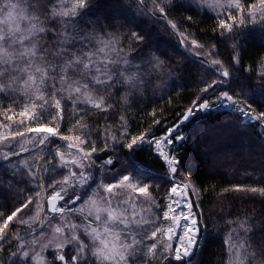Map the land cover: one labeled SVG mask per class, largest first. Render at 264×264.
<instances>
[{
    "label": "snow or ice",
    "instance_id": "6c2138e0",
    "mask_svg": "<svg viewBox=\"0 0 264 264\" xmlns=\"http://www.w3.org/2000/svg\"><path fill=\"white\" fill-rule=\"evenodd\" d=\"M147 2L155 5L156 0ZM135 3L137 8L144 10L143 14H149L145 9L146 0H135ZM189 3L200 6L197 0H189ZM209 6L223 10L214 19L221 30L218 33L220 40L233 42L231 59L227 62L228 66H225L218 58L219 54L214 46L209 51V55L213 57L210 66L215 78H210L202 86V92L206 95L202 99L198 97L200 103L195 106V111H212L217 105L230 106L244 120L255 121L257 127L264 129V106L259 110L256 107L258 101L264 100V62L255 74L246 65L244 71L248 75L241 73L242 58L239 53L242 46L238 35L250 24L264 29V0H253L246 6L242 0H226L225 3L215 0ZM164 7L168 5L165 4ZM164 7L158 9L161 14H164ZM98 8L97 0H0V94L19 92L26 98L24 106L13 114L21 118L20 124L25 120L32 122V126L26 127V132L38 134L31 149L34 154H39L41 145L51 143L49 136L56 137L58 141L76 142L56 144L53 151L58 159L55 162L48 160L38 166L22 156V153L30 151L24 142L16 141L0 148V167L7 173L6 179L0 176V198L11 194L17 187L21 189L20 195L16 196L21 201L20 204L0 226V264H33L38 258L39 253H30H35L38 239L44 235L43 231L37 235L29 225L30 235L26 237L18 229L20 224H29L25 217L30 216L33 209L36 210L37 217L44 212L45 220L41 221V226L46 221L49 227H53L54 233L61 237L54 245L53 255V259L60 264H151L157 256L161 264L165 261L167 264H193V258L204 242L200 237L201 226L204 224L203 214L198 216L193 211L194 207H199V203L194 205L193 199L187 195L173 197L179 188L189 187L178 175L181 161L172 152V146L177 141L184 140V136L175 127L163 139L145 135H127L125 138L119 133L109 137L101 133L100 135H104L101 151L109 143L115 145L121 142L122 148L130 150L128 167L114 179L105 181L103 172L93 175L91 171L95 163L92 154L97 152V148L91 139L89 126L84 124L80 129L81 134L77 135L59 133L55 126L58 118L63 119L64 105L61 101L65 99L64 93L73 101L69 107L74 111H83L85 114L93 108L101 112L114 111L115 98L106 101L105 96L110 95L117 85L126 86L128 95L135 92L143 94L145 89L156 84L161 76V69L167 68L170 74H176L179 68L178 64L176 67L166 66L161 59L163 54L151 51V45L144 47L145 37L139 32L121 33L118 27H113L117 23L115 18L96 15ZM159 18L165 17L161 15ZM187 19L192 20V16L189 15ZM169 23L173 30L177 28L175 23ZM129 40L134 46L129 45ZM192 42L196 44L195 39ZM201 63L208 65L209 62L202 60ZM217 65L219 67H214ZM229 67L234 70L229 71ZM76 76L79 78L74 79ZM93 91L99 94L95 98L91 95ZM58 92L61 94L59 97L56 95ZM241 96L243 99H240ZM81 98L86 107L76 109V101ZM36 100L41 103L37 105ZM124 102L127 104L128 100L125 99ZM12 103L9 100V104ZM37 108L39 111H36ZM50 108L55 111L49 112ZM127 111L125 109V113ZM193 114V108H189L183 119L187 121ZM7 118L11 120L12 116ZM120 120V127L126 131V116L121 115ZM107 131L109 129L106 128L105 132ZM41 133L48 135H39ZM14 136L24 137L25 131L17 130ZM7 139V136H0V140ZM82 144H87L88 149L79 146ZM162 144L167 152L161 147ZM145 145H148V151L153 156L163 158L166 165L162 179L169 185V202L160 216L152 214L151 221L154 223L160 217L171 220L166 228L160 225L154 230L143 228L150 221L138 213L135 204H129L131 194L134 193L138 194L137 198L147 199L150 196L149 186L157 180L142 170L146 165L135 159V154L143 152ZM61 147L75 148V152L69 153L70 158L65 159L64 153L60 151ZM113 151H116L115 147ZM14 157L19 159L14 160ZM49 163L52 164L51 169L47 167ZM113 164L112 158L101 161V167ZM86 166L89 171H85ZM57 168L60 169L58 176L63 179L49 178V187L59 184V188L44 202L47 204V211H44L41 202L37 200L33 209H29L9 229V222L45 190L44 175L38 173L46 175L50 171L56 172ZM233 187L236 191L264 197V186ZM25 188L28 189L27 192L24 191ZM114 189L128 190L127 197L121 202L128 207H121V203L114 205V198L119 194ZM191 191L194 196L197 191L194 185ZM72 213H79L83 220L79 225H65L67 233L63 227L54 226L53 220L48 219L50 216H59L63 220ZM170 213L174 215L170 216ZM177 217H183L184 223L180 224ZM256 227L255 221L250 223L245 218L238 227L230 230L224 241L230 264H264V248L255 249L251 244V240L257 235ZM5 229L9 230L5 232ZM176 229H179V236L175 241L176 247L173 248L171 233ZM47 247V244L43 245L41 252Z\"/></svg>",
    "mask_w": 264,
    "mask_h": 264
},
{
    "label": "trees",
    "instance_id": "16d2710c",
    "mask_svg": "<svg viewBox=\"0 0 264 264\" xmlns=\"http://www.w3.org/2000/svg\"><path fill=\"white\" fill-rule=\"evenodd\" d=\"M157 1L161 7L168 5L164 7L165 18H159L161 16L152 11L147 4H145V9L149 14H143L144 10L137 8L135 0H129V2L126 0H97L99 8L96 15L101 18H115L117 23L113 27H118L121 33L139 32L145 37L144 47L151 45V51L158 55L162 53L161 59L164 60L166 66L179 65L177 73L170 74L167 68L161 69V76L156 84L145 89L143 94L135 92L128 95L126 86L117 85L110 95L105 96L106 101L115 98L114 111L101 112L94 108L87 114L83 111H74L72 107H69L73 103L72 100L67 98V93H64L65 99L61 101L64 105L63 119L58 118L55 121L58 132L64 135L81 134V127L87 124L97 152L101 153L97 161L101 162L111 156L119 157L121 169L129 165L130 150L122 148L123 142H121L115 145L109 143L107 148L101 151L104 135L110 137L119 133L125 138L127 135H145L154 138L164 135L182 119L189 108L198 102V97L206 95L202 92V86L210 78H215L211 68L182 49L179 37L183 35L190 41L195 39L204 47H216L219 58L226 66L231 59L233 42L227 39L220 40L218 33L221 30L217 27L215 16L199 11L189 3V0ZM252 2L253 0H242L245 6ZM189 15L192 16V20L187 19ZM169 21L177 25L175 30L171 28ZM238 35L241 37L239 43L242 46L239 53L242 58L240 71L243 75H248V72L244 71L246 65L248 69L254 70L255 74L264 62V29L250 24ZM129 45L134 46L130 40ZM128 58L131 59V56ZM233 70L229 67V71ZM44 91L47 94V89ZM56 95L59 97L61 94L58 92ZM125 99L128 100L127 104L124 102ZM240 99H243V96ZM9 100L13 103L9 104ZM35 102L37 105L41 103L39 100ZM25 103L26 98L22 93L0 94V134L9 136L17 130L25 131L29 125L28 122L25 120L23 124H20L21 118L13 114L18 112ZM49 103H51L50 98ZM261 106H264V100L257 102V110ZM83 107L86 105L76 102V109ZM125 109H128L126 113ZM153 110H155L154 114ZM51 111L54 109L50 108L49 112ZM121 115L126 116V131L120 127ZM8 116H12V119L9 120ZM80 117L83 119H79ZM106 128L109 131L105 132ZM182 130L187 136L178 148V159L181 161L178 175L180 178H187V183L196 187L197 191L194 196L192 193V199L194 205L196 202L199 203V207H194V211L198 216L203 214L204 222L201 226V238L204 237V244L193 258V264H229V254L224 241L230 230L238 227L245 218L250 223L255 221L257 225V235L251 240L253 248H264V231H262L264 228V197L246 191H236L233 187L235 185L264 186V140L259 138L251 125L242 124L236 115L227 111H200L187 125L182 127ZM101 133L104 135H100ZM97 136L100 138L97 139ZM50 141L51 146L44 149L46 154L41 164L51 160L54 157L53 150L56 144H61L57 138L50 139ZM64 144L62 141L61 145ZM113 147L116 151H113ZM83 148L87 150L88 145L83 144ZM50 152L52 154H48ZM42 153L40 156L33 152L22 156L27 158L31 164L38 166ZM135 159L147 166L142 169L143 171L157 178L149 190L160 204H165L169 185L162 179L165 176L164 161L153 156L148 151V145L144 146L143 152L135 154ZM115 167L116 164L110 170ZM38 174L41 175V173ZM0 176L7 178V173L2 167H0ZM57 179L62 180L63 177ZM43 182L45 186V177ZM24 191L27 192L28 189L25 188ZM20 192L21 189L17 187L11 194L0 198V226L20 204L21 201L16 199ZM40 195L43 197V191ZM38 198L35 197L33 203L22 212H28L36 204ZM16 224L9 223V229ZM19 227L22 226L18 225ZM27 227L29 225L23 226L22 229ZM9 229H5V232ZM151 264H161L159 256L153 259ZM164 264L167 262L165 261Z\"/></svg>",
    "mask_w": 264,
    "mask_h": 264
},
{
    "label": "rangeland",
    "instance_id": "374dc122",
    "mask_svg": "<svg viewBox=\"0 0 264 264\" xmlns=\"http://www.w3.org/2000/svg\"><path fill=\"white\" fill-rule=\"evenodd\" d=\"M220 2L221 3H225L226 0H220ZM197 3L200 6L199 7H197L196 5H194V6L199 11H201L203 13H207V14L215 16V17L217 16L218 12L222 13V11H223L222 9L213 8V7L209 6V4L215 3V0H197ZM146 4L156 14H158L160 16L161 15L166 16L165 12H164V14H161L158 11V9H159V7H161V5L158 4L157 0L155 2V5L147 2V0H146ZM179 40H180V42H183L186 45V47L188 49V52L192 56H195L196 58H199V59L208 60V61L211 62L213 57L209 55V51L211 49H213V46L212 47H204V46L203 47H197V45H201V44L198 43V42H196V44H193L192 41L188 40V38L183 36V35H181L179 37ZM214 50L218 53V49L216 47H214ZM218 58H219V56H218ZM220 60L223 62L222 59H220ZM217 66L219 67V65H217ZM78 78H79L78 76L74 77V79H78ZM91 95H93V97L95 98L99 94L97 92L93 91L91 93ZM73 98L75 99V97H73ZM76 102L82 103V98L78 99ZM54 111H55V109H54ZM212 111H214V112L227 111V112L233 113L234 115H236L239 118V122H241L244 125H251L253 127L255 133L257 135H259V138L261 140H264V129H261V128L257 127V122H255V121H251L250 122V121L244 120L242 115L239 112L235 111L232 107L217 105L216 107L213 108ZM212 111H210V112H212ZM199 112L200 111H195L196 114L199 113ZM206 112H208V111H206ZM26 121L29 124L28 126H32V122L31 121H28V120H26ZM50 126H52V125L50 124ZM167 133H168V131L165 132L164 135L159 136L157 138L158 139H163L165 137V135H167ZM179 133L184 136V140L183 141H177L172 146V152H173V154L176 155L177 158H178V148L182 145V143L185 141L186 136H187V134L182 130V128H180ZM45 134H47V133H41L39 135H45ZM0 136H6V135L1 133ZM7 137H8L7 140H0V148H2L3 145H5V144L15 143L16 141L24 142L25 143V147L30 148V147H33V145L35 144L36 140L38 139V134H35V133L29 134V133L26 132V129H25V136L24 137L14 136V134L9 135ZM64 143H65L64 145H67L69 143L75 144L74 141H64ZM50 146L51 145L49 143H46L38 151L39 154H36V155L40 156L41 153L44 151V149L48 148ZM79 146L83 148V144L79 145ZM161 147L167 152V148L163 144L161 145ZM60 151H62L64 153L65 159H69L70 158L69 157V153H74L75 152V148L68 149L66 147H61ZM100 155H101V153H99V152H97V153L95 152V153L92 154V160L95 161V163L93 164L92 169H91V171L93 172V175H95L96 172H103L105 181H108V180L114 179L115 177L120 175V173H122L124 171V169L120 168L121 164L119 163V160L117 159L119 157H113V156L108 157V158H112L113 159V161H114L113 165L116 164L115 169L110 170V168L113 167V165L112 166L101 167V162L97 161V158L100 157ZM57 159L58 158L54 155V157L51 159V161L55 162ZM159 159H161L163 161V158H159ZM47 167L49 169H51L52 168V164L49 163V165ZM74 170L77 171V172L79 171V169H74ZM58 171H60L59 168L56 169V172H51L50 171L46 175L44 173H41V175H44V177H45V188H46L45 189V195H46L47 198L50 197L59 188V184L55 185V187H49V183H50V179L49 178L50 177L55 178V179L60 177V176H58ZM85 171H89L87 166L85 167ZM180 179L182 181H184V182H187L186 179H183V178H180ZM150 186H149V189H150ZM192 187H193V185L190 184L188 189L179 188L177 193L173 194V197L176 198V197H182V196L187 195L188 197L192 198V193H193L191 191ZM49 191H51V192H49ZM114 192H118L119 193L114 198V201H113L114 205L116 203H121L128 195V190H126V189H114ZM149 193H150V190H149ZM131 195H132V199L129 201V204H135L136 210L138 211V213L143 215L145 220L150 221V223L144 224L143 228L149 229V230H154L157 225H160L161 227L166 228L172 222L171 220H164L162 217H160L159 219L155 220L154 223L151 222L152 219H153V216H152L153 213L156 216H160V213H162L163 211L166 210L165 206L169 202V193L167 195L166 202L163 205L160 204L157 201L158 199H156L153 195H151V193H150V196L147 199L144 198V197L137 198L138 194H135V193L131 194ZM38 200L41 202V206L43 207V197H42V195L39 196ZM142 201H143V203H142ZM121 207H128V205H124V204L121 203ZM174 207H175V205H174ZM30 209H33V207H31ZM129 211H131V209H129ZM25 213H28V212L18 213L17 216L14 217L13 220L11 222H9V223L10 224L17 223V221L19 220L20 217L25 216ZM41 214H42V212L40 213V216L37 217L36 216V210L33 209L31 215L25 217V219H27L29 221L28 225L31 226V230L32 231L36 232L37 235H39V232H41V231H43V233H44V235L39 237V239H38L37 247L35 249V253H30V255H35L36 253H39L38 258L33 261V264H60L59 261H56V260L53 259V255L55 253L54 245L61 238L60 235L59 234H55L54 231H53V227H49L46 221H45L43 227L41 226L39 229H36V230L32 229V227H36V225L38 226V224L40 223ZM172 215H174V214L170 213V216H172ZM137 218L138 219L140 218L139 215L137 216ZM48 219H52L53 220L54 226L63 227L64 228V232L67 233L68 232V228L65 225H67L69 223L79 225V224H81V222L83 220V217L79 213H72L71 215H66L63 220H61L59 218V216H56V217H51L50 216ZM177 219H178L180 224L184 223L183 217H177ZM44 220H45V217H44ZM19 226L23 227V226H25V224H20ZM22 227L18 228L19 231L23 235H25L26 237L29 236L30 235L29 227L24 228V229H22ZM171 235L173 237V239L171 241L172 247L175 248L176 247V242L175 241H176V239L179 236V229L174 230L171 233ZM233 235H235V234H233ZM85 239H86V242H87V238H85ZM157 239L158 240L160 239L159 234L157 236ZM49 241H51L52 243H49ZM165 242H167V241H165ZM185 242H186V240H185ZM148 243H153V241H148ZM45 244H47L48 247L45 248L44 251L41 252V247L43 245H45ZM68 247H71V245H69ZM64 251H65V255L67 256V248H65ZM229 264H230V262H229Z\"/></svg>",
    "mask_w": 264,
    "mask_h": 264
},
{
    "label": "water",
    "instance_id": "95a60500",
    "mask_svg": "<svg viewBox=\"0 0 264 264\" xmlns=\"http://www.w3.org/2000/svg\"><path fill=\"white\" fill-rule=\"evenodd\" d=\"M181 47H182V49L188 54V55H190V56H192L189 52H188V49H187V47H186V45L183 43V42H181ZM198 61H202L203 59H199V58H196ZM205 65V64H204ZM207 67H209V68H211L212 69V66H210V62L208 63V65H206ZM215 67V66H214ZM203 97V96H202ZM201 97V98H202ZM198 102H200V99L198 100ZM198 102L192 107L193 108V110H194V114L192 115V116H190L189 118H188V120L187 121H185L183 118H184V116L182 117V119L176 124V125H174V127L176 128V131L177 132H179V130H180V128H182L183 126H185V125H187L188 124V122L195 116V106H198ZM202 112H206V111H202ZM176 133L174 132L173 133V135H175ZM45 135H48V134H45ZM165 136H167V135H165ZM56 137H51V136H49V140L50 139H55ZM61 144H62V141L60 142ZM43 145H41L40 146V148L42 147ZM33 147H31V148H28L30 151H28V152H24V153H22V155H25V154H29V153H32V151H31V149H32ZM45 154H46V151H44L43 152V155H42V157L43 158H41L40 159V161H39V163H38V165H40L41 163H42V161L44 160V157H45ZM14 158H16V157H14ZM47 200V197H46V195H45V191H43V209H44V211H47V204L46 203H44L45 201ZM193 210H194V208H193ZM44 212H42V214H41V221L42 220H44ZM41 221H40V223L38 224V226H36L35 228H34V230H36V229H39L40 227H41ZM200 237H201V230H200ZM203 241H204V237H203ZM203 244H204V242H203ZM202 244V245H203ZM201 245V246H202Z\"/></svg>",
    "mask_w": 264,
    "mask_h": 264
},
{
    "label": "flooded vegetation",
    "instance_id": "af4514ba",
    "mask_svg": "<svg viewBox=\"0 0 264 264\" xmlns=\"http://www.w3.org/2000/svg\"><path fill=\"white\" fill-rule=\"evenodd\" d=\"M198 253V252H197Z\"/></svg>",
    "mask_w": 264,
    "mask_h": 264
}]
</instances>
